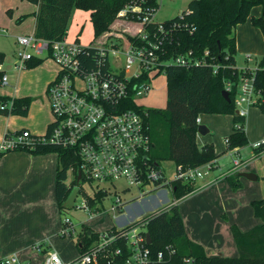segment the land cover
Wrapping results in <instances>:
<instances>
[{
  "label": "built area",
  "instance_id": "built-area-1",
  "mask_svg": "<svg viewBox=\"0 0 264 264\" xmlns=\"http://www.w3.org/2000/svg\"><path fill=\"white\" fill-rule=\"evenodd\" d=\"M147 1L132 0L118 13L119 17L136 22L137 28L132 30L131 36L107 33L101 39L98 37L96 44L90 45H83L78 40L69 41L67 36L50 40L36 36L35 32L16 37V66L19 69L26 67L34 58L42 61L49 58L58 66L57 75L48 87L52 121L43 134H34L28 129L6 132L0 142V153L42 146L70 150L79 160V166L70 169L71 179H76L74 186H79L77 197L82 192V204L75 205L76 197L73 207L86 211L90 217L100 212L91 208L89 196L98 191L108 194L109 187L116 186L120 180L136 187L138 195L145 196L160 189L173 191L176 180L195 184L216 165L215 161L193 168L176 164L175 177L168 179L161 163L154 161L150 155L152 138L146 119L148 113L131 107V103L134 101L138 108L143 107L138 98L150 91L154 77L160 73L166 75L169 66L192 67L206 64L207 60L192 57L191 51L187 55L168 56L174 32L185 24L175 22L167 25L156 21L157 9L145 6ZM185 12L188 13V10L181 16ZM2 31L5 32V29ZM205 54L208 55V52ZM247 59L252 60L251 56ZM258 68L259 64L254 69L244 68L252 75H243L238 84L236 110L245 118L250 107L264 100L254 84ZM1 82L3 85L8 83L6 74L2 75ZM232 86L231 82H226L225 89L229 92ZM13 103L14 98H11L3 107H11ZM252 146L258 154L264 153V137ZM235 149L232 166L222 173L224 177L238 173L244 163L238 148ZM78 169L81 170L79 183ZM83 181L95 186L93 194L84 190ZM122 207V199L117 196L116 204L110 210L118 212ZM85 225L83 221L75 224L71 218L65 217L58 233L77 238ZM77 226H80L79 231ZM125 227H118L117 233L108 230L100 232V240L72 260H65L45 241L32 245L37 253L44 255L43 259L24 258L19 252H14L0 258V264H100L102 259L106 260V264H114L124 254L121 247H112L120 238L125 239L132 250L125 259L126 264H160L175 253V249L168 246L153 255L147 246L145 224L123 229ZM185 261L193 263L192 258H185Z\"/></svg>",
  "mask_w": 264,
  "mask_h": 264
},
{
  "label": "trees",
  "instance_id": "trees-1",
  "mask_svg": "<svg viewBox=\"0 0 264 264\" xmlns=\"http://www.w3.org/2000/svg\"><path fill=\"white\" fill-rule=\"evenodd\" d=\"M38 6L36 12L35 35L38 37L59 40L67 36L72 12L75 8L91 11L96 37L111 33L119 36L121 33L131 36L132 28L111 27L118 12L132 0H30ZM158 0H148L145 6L158 8ZM262 6L259 16L252 15V8ZM23 17L19 18L22 20ZM251 20L252 24L261 29L264 36V0H191L188 13L183 16L163 21L167 25L175 22L185 24L174 32L173 43L168 46L169 55H187L206 59V64L185 67L171 65L166 70L167 104L164 109L138 108L134 101L131 107L145 110L150 125L154 161L160 163V158H171L177 165L184 168L200 166L217 158L212 144L199 146L197 144V119L203 112L230 114L233 116L234 130L228 136V148H239L249 143L245 130V117L236 110L238 84L243 75H252L249 70L238 69L236 65L237 39L236 26ZM126 25V24H125ZM109 34V35H111ZM131 34V35H130ZM208 52V55L205 52ZM5 59V53L0 51V64ZM42 62L34 58L28 62L34 67ZM226 82L232 83L229 99L223 92ZM254 84L264 99V54L255 72ZM11 98L0 96V114L27 115L31 99L29 97L14 98L11 107H3ZM264 113V100L258 104ZM238 125V126H237ZM21 131V130H19ZM17 131V132H19ZM34 154L56 152L59 164L56 179V197L60 210L70 194L76 179L71 175V167H78V158L68 149L42 146L36 149H24ZM257 151V150H256ZM5 153V152H4ZM0 153V155L4 154ZM76 173V172H74ZM232 188L241 186L239 174L227 177ZM195 189L193 182L176 180L173 182V194L176 199L189 195ZM107 193L98 191L89 196V204L95 211L105 210L103 200ZM255 215L261 218V223L250 230L242 231L232 226L235 242L238 247L237 256H209L202 244L189 238L185 223L176 201L167 206L146 214L139 220L123 229L145 224L146 231L151 236L147 244L153 255L168 246L175 253L167 256L160 264H190L185 258H192V264H264V199L253 200ZM108 231L118 232L112 226ZM80 253L100 240V232L88 225L77 237ZM112 247H121L124 254L114 264H126L132 250L123 238L117 239ZM100 264H106L102 259Z\"/></svg>",
  "mask_w": 264,
  "mask_h": 264
},
{
  "label": "crops",
  "instance_id": "crops-1",
  "mask_svg": "<svg viewBox=\"0 0 264 264\" xmlns=\"http://www.w3.org/2000/svg\"><path fill=\"white\" fill-rule=\"evenodd\" d=\"M89 12L91 14V11ZM260 14L255 15L252 13L254 16H259ZM35 24L29 34L35 32ZM253 27L250 26L248 30L246 29L249 36L254 33L255 29ZM258 29L260 31L261 29L257 28L256 30L259 34ZM260 35H262L264 46L262 31ZM236 39L238 55V49L240 50L242 46L248 44L250 37L246 39V43L240 37H237V34ZM15 41L16 47H18L16 38ZM17 49L15 50L16 56ZM247 50L248 52H254L256 47L250 44ZM249 54L250 52L244 55V64L241 69L249 68L248 63L253 62V58L257 59L251 53L252 60L249 61L246 58ZM5 59L0 64V85L9 86V88L0 89V96L9 98L29 97L31 99L29 111L34 101L44 100L47 109L45 118L48 120L49 111L51 112L48 87L57 75L55 62L46 58L40 64L34 66V69L38 71L35 70L38 75V86H30L27 74L24 71H11L8 73L5 69H1ZM47 59L49 60L46 61ZM17 63L18 60L15 62V67ZM256 63V65L259 64V62ZM237 68L240 69L238 65ZM3 74L8 76V83L5 85L1 82ZM250 110L251 107L245 118L246 123ZM202 115H199L197 122L207 126L208 132L206 134H208L212 129L205 123L206 119ZM51 121L47 122L46 130L40 132L38 130L43 129L45 126L38 127L35 124H28L27 119L21 118V115L0 114V142L6 132L13 133L28 129L34 134H43L47 131ZM233 130V116H225L221 132L228 137ZM206 134L197 132V144L201 141L202 146L206 144L214 146L217 155L214 160L216 165L212 172L196 180V190L189 194L194 195L191 200L192 203H188L190 205H187L186 208L182 207L181 215L183 220H185L187 235L193 241L202 244L207 255L237 256L238 247L232 226L235 225L242 231H247L262 221L261 218L255 215L252 201L264 199V153L258 154L252 145L262 139L264 133L253 137L249 146L247 145L250 142L245 145L247 147L238 148V152L244 162L238 172L241 182V186L238 189L232 188L227 177L222 175L224 171H227L232 166L235 151L237 150L229 149L227 147L228 144L224 145L221 141H210L206 140L205 137H200ZM227 148L228 152H226ZM246 148H250V151L246 156H243ZM50 153L34 154L23 150L10 151L0 155V258L14 252H25L27 254L26 257H38L37 255L33 256L37 252L30 249L33 242L46 237H54L60 230L62 211L60 210L55 191L59 155L57 153L54 156ZM242 172L255 174L256 179L243 177L240 175ZM166 199L167 194L164 189L158 190L156 195L152 193L145 196H135L129 204H125L120 211L116 212L113 226L117 228L127 226L146 214L155 212L160 209ZM187 220L189 223H187Z\"/></svg>",
  "mask_w": 264,
  "mask_h": 264
},
{
  "label": "rangeland",
  "instance_id": "rangeland-1",
  "mask_svg": "<svg viewBox=\"0 0 264 264\" xmlns=\"http://www.w3.org/2000/svg\"><path fill=\"white\" fill-rule=\"evenodd\" d=\"M190 1L191 0H158L159 5L157 11L155 12L154 19L158 22H163L165 20L181 15L182 12L188 10ZM37 8L38 6L30 0H0V50L5 53V58H6L1 69H5L6 71H8V73H10L11 71H17V72L20 70L24 71L25 74H27L28 84L30 86H34L38 84V75L36 73L37 69H34L35 67H27V68L24 67L22 69H19L17 66L15 67V62L17 60L15 50L18 48L16 47L17 44L15 38L18 35L29 34V32L32 30L35 24L34 11H36ZM252 13L255 15L262 13V6L261 5L254 6L252 8ZM19 17H23V19L19 20ZM135 23L136 22L134 20L127 19L125 17L123 18L119 17V15L117 14L116 18L111 24V27L126 28V26H128L134 29L135 27L137 28V25ZM250 26L253 27L254 25L251 23V20L248 19L246 22H242L238 24L235 29V35L237 34V37H240L242 40H244L245 43H246V39L250 37L249 43L246 44L245 46H242L240 50L238 49V55L236 56V63L240 69L244 64L245 54L250 52V54L253 53L256 56L257 59L253 58L254 61L248 63L249 64L248 67L250 69H254L257 66L256 62L261 61L264 53L263 51L264 46L262 42L263 39L261 37L262 35H260L261 31L258 29L259 30V34H258L256 32L258 27L256 28L254 26L253 27L255 29L254 33L249 36L246 29L248 30ZM3 29H5L6 32H3L2 31ZM99 38L101 39V37ZM67 39L69 41L78 40L83 45L96 44V42L98 41V37H96L94 23L92 21L91 14L89 11L83 10L81 8H75L73 10L68 26ZM250 44H253V46L256 47V50L254 52L252 51L248 52L247 49ZM250 54L247 55V57L251 56ZM48 60L49 59H47L46 61ZM150 84H151L150 91L146 95L139 97L138 102L142 104L145 109H155V108L164 109L167 104V83H166L165 73H160L159 75L154 77L151 80ZM4 88H9V86L0 85L1 90H3ZM46 112H47L46 102L44 100L39 99L38 102L34 101V103L31 104L28 115H21V118L27 119L28 124H35L38 127L45 126L43 129L38 130L40 132L41 131L44 132L46 130L47 122H50L52 120V114L50 111H49V119L47 120L45 118L47 114ZM201 114H203L202 116H204L206 119L205 123H207V125L212 130L205 136H200V137H205L206 140H210V141L212 140L216 142L221 141L223 142L224 145L227 144L226 143L227 137L223 135V132H221V128L223 126V120L225 116H230V114H217V113H208V112H203ZM246 130L250 142L247 146H249L252 143L251 141L253 140V137H256L259 134L264 133V113L262 112L259 105H253L251 107V110L247 118ZM198 145L200 147L202 146L201 141H199ZM23 150L24 149H15L11 151H23ZM249 151L250 148H246V150L243 152L244 154L243 156H246V154ZM226 152H228V148ZM50 154L54 156L57 155L56 152H52ZM150 154L153 156L154 149H152ZM159 161L161 163L162 169L165 172L166 177L168 179H173L176 174L175 160L167 157V158H160ZM212 171L213 169L211 170V172ZM81 184L85 191H87L90 194H93L95 190V186H92L89 182L86 181H83ZM109 189L110 190L106 198H104L103 200L105 211L96 214L94 217H90L89 214L82 209H79L77 207H65V209L62 210L61 213L62 215L61 223L65 217H69L72 219V221L75 224H79L80 221H83L86 223V225L90 226L97 232H105L111 229L113 223L115 222L114 216L116 215V211L112 212L110 208L112 207V205L116 204L117 196L121 197L123 206H125V204H129L135 196H139L138 195L139 191L136 187L129 186L125 180L118 181L116 183V186H111L109 187ZM157 193L158 191L154 192L155 195ZM166 194H167V199L165 202L162 203L160 209L167 206L169 203L176 201V203L179 204L181 213H182V207L186 208L187 205L189 206L190 204L188 203L190 202L192 203L191 200L194 196V195H188L180 199H176L173 192L170 189L166 190ZM81 204H82V192L77 197L75 205L80 206ZM151 213L152 212H150V214ZM187 223H189L188 220ZM79 230H80V226H77V231ZM76 239H77L76 237H72L70 235L62 236L61 234L57 233V235H55L54 237L51 238L46 237L43 238L42 240L33 242V244H39L41 242L48 241L51 244V248L57 250L65 260H72L79 257L80 255V250L77 246ZM30 249L36 252V250H34L32 246H30ZM20 254L24 257H26L27 255L25 254V252H20ZM36 255L39 257L40 260L43 259L44 255L42 253L33 254V256ZM37 264H40V262H38Z\"/></svg>",
  "mask_w": 264,
  "mask_h": 264
},
{
  "label": "water",
  "instance_id": "water-1",
  "mask_svg": "<svg viewBox=\"0 0 264 264\" xmlns=\"http://www.w3.org/2000/svg\"><path fill=\"white\" fill-rule=\"evenodd\" d=\"M223 94L227 99L230 98L229 92L227 90H224ZM197 131L200 134H206L208 132V128L204 124H199ZM77 173H78L77 182L79 183V181L81 179V170L78 169ZM240 175L243 177L249 178V179H256V175L252 174V173L242 172V173H240ZM78 192H79V186L76 185L72 188L70 194L68 195V197L64 203L65 207H73L74 206V202H75V199L77 197ZM146 235H147V243L149 244L151 242V236L148 232Z\"/></svg>",
  "mask_w": 264,
  "mask_h": 264
}]
</instances>
